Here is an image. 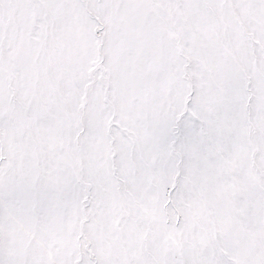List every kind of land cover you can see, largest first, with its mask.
Wrapping results in <instances>:
<instances>
[{
    "label": "snow or ice",
    "instance_id": "snow-or-ice-1",
    "mask_svg": "<svg viewBox=\"0 0 264 264\" xmlns=\"http://www.w3.org/2000/svg\"><path fill=\"white\" fill-rule=\"evenodd\" d=\"M0 264H264V0H0Z\"/></svg>",
    "mask_w": 264,
    "mask_h": 264
}]
</instances>
